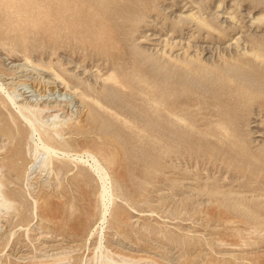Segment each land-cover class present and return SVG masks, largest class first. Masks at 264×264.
Wrapping results in <instances>:
<instances>
[{
  "label": "rangeland",
  "instance_id": "rangeland-1",
  "mask_svg": "<svg viewBox=\"0 0 264 264\" xmlns=\"http://www.w3.org/2000/svg\"><path fill=\"white\" fill-rule=\"evenodd\" d=\"M256 43L264 46V0H0L2 83L18 100L34 101L39 95L65 100L67 108L57 120H78L80 127L65 129V145L55 146L91 149L116 192L98 251V231L90 235L100 223L97 177L83 174L71 184L79 170L70 165L72 171L60 175L68 192L52 199L60 202L53 211L64 210L67 219L47 220L43 204L54 171L43 164L44 153L35 151L26 127L18 122L19 136L16 127H9L12 136L0 142L5 148L0 158L13 156L16 172L8 173L2 160L0 169L12 181L3 184L14 190L23 208L9 227V211L0 209V264H264V195L259 182H248L250 171L255 174L263 164L264 105L256 96L264 99V75L256 62L240 56V50ZM186 53L195 61L177 64ZM109 59L117 61L114 72L124 82L139 73L151 83H168L164 89L173 94L187 124L159 126L166 117L159 118L144 102L158 86L132 83L123 89L98 80ZM63 70L75 74L80 87L103 85L107 96L100 100L113 111L80 103L53 83L58 73L64 78ZM229 77L242 78L243 87L228 85ZM250 86L253 100L241 94ZM89 96L101 98L99 93ZM184 101L192 105L183 106ZM87 105L96 112L91 124L85 122ZM6 108L14 114L7 103L0 107V118L9 119ZM217 111L233 118L228 126L237 137L235 147L202 134L206 123L212 127L221 118ZM223 145L231 149L230 166L206 156L205 149L214 155ZM248 162L250 169L241 170ZM66 200L73 202L71 217Z\"/></svg>",
  "mask_w": 264,
  "mask_h": 264
},
{
  "label": "bare ground",
  "instance_id": "bare-ground-1",
  "mask_svg": "<svg viewBox=\"0 0 264 264\" xmlns=\"http://www.w3.org/2000/svg\"><path fill=\"white\" fill-rule=\"evenodd\" d=\"M60 1H62V0H60ZM6 7L8 8L7 5H6ZM67 7H68V5H67ZM11 11H12V9H11ZM24 14H26V13H24ZM13 41H14V44H18V46H20L19 39L15 38ZM260 45H262V44L256 43V46H255V44H252L249 49L246 47L243 48L242 51L240 50V56L246 57V58L249 57L250 60L256 62L257 66L261 67L262 74L264 75V46H260ZM15 53H19V52L16 51ZM22 55H24V54H22ZM25 57H24V59H25ZM183 59L184 60L176 59L175 62L177 64L184 63L187 65L190 61H195L194 56H191L188 53L184 54ZM116 64H117V61L115 59H109V63L105 67V69H106L105 74L97 75L96 78L98 80H101V81L106 82V83L111 82V83H113V85H118L123 89H129L131 87L130 84H132V83L133 84L135 83L138 85H141L143 83L148 84L149 86L147 88H149V89H153L155 86L156 87L158 86L156 88V91L152 92L151 97L147 98L144 102L146 103V105L149 108L154 109V113L159 118L166 117L165 118L166 122L160 121L159 126L161 127L162 125H165L167 123H170V125L171 124L173 125L174 124L173 122H176L177 124H182V125L187 124L188 119L186 117L180 116V114L177 112L178 107L176 106L173 94L170 91H166L164 89L166 87V85H168V83H166L164 81H158V82L152 81V83H151L150 79L148 78V76L146 74L142 75L139 73L131 74L130 75L131 80L124 82V81H122L123 79L121 80V78L118 77L117 74L114 72V67L116 66ZM17 65H18V63H17ZM21 66H22V64H21ZM21 66H19V68H21ZM0 67H2V66H0ZM7 70H9V69H7ZM49 71L50 70H47V72H49ZM132 72H136V71H132ZM63 73L65 74L64 78H63V76L58 75L59 73L56 74V76L54 75L57 80L53 79V83H54V81H56L57 83L62 84L63 87L68 92H71L74 95L73 97L77 98V100L80 103L86 102L87 104H91V106H94V107L100 109L101 111H105L106 113L107 112L111 113L113 111L107 105L103 104L100 100L102 98L105 99V97L107 96V93L103 90L105 88L103 85H102V88L101 87L95 88V87H92L90 85L80 87L81 82L78 78H76L75 74H72L70 72L68 73L67 70H63ZM6 75H8V74H6ZM49 78H50V76H49ZM49 78H47V79H49ZM46 81H48V80H46ZM46 81H44V82H46ZM50 81H52V80H50ZM226 81H227L228 85H231L234 83L238 84L241 87H243V85H244V80L240 77L236 78V82H235V79L232 77H229ZM133 84H132V86H133ZM136 90L138 92H140L142 90V88L139 87V88H136ZM13 92H14V90H13ZM258 92H261V91H258ZM90 93H94V94L99 93L101 98L100 97L99 98L91 97V96H89ZM241 94L243 96L247 97L248 100H253L251 97L255 94V91L253 92V88L251 86L250 87H244L243 91H241ZM260 95H262V94L260 93L259 95L256 96V98L257 99L259 98V102L261 101V104L264 105V99H260V97H261ZM44 96L39 95L40 98L37 100H34V101L30 100L29 97L28 98H26V97L20 98L18 100V98H16L17 95L15 96L14 94L10 93L9 90L5 87V85L2 83V81L0 79V107L3 110L8 103L12 106L13 110L15 111L14 114H12L11 110L9 111L8 108H6L8 110L7 118H9V119L0 118V142H3V143H4V141L9 142V140H7V139H9L10 136H12L9 133V127H11V126L16 127V134H18V136H19V132H20L21 128H19L18 122H20V125L26 127V129L28 130L27 138L34 144L35 151H41L44 153V161H43L44 163L43 164L47 167V169L54 171V179L53 180L55 181L53 183V185L50 184L51 189H50V192L47 193V196H48L47 202L44 200L46 203L43 204V205H45L44 209L48 210L46 212L47 213L46 216H47V220H49V221L55 222V220L57 219V221L64 222L67 219L66 216L64 215V210H57L56 209L55 211H53L54 205L58 206L60 204V202H57V201L54 202V201H52V199H54V197H58L59 199H61V198L63 199L64 198L63 194H65V192H68V190H69L68 187H62V185H61V179H60L61 173L64 174V173H68V172L72 171L70 169V165H73V167H75L79 170L78 174L75 175V173H73L74 177H72V183L71 184L76 183L75 178L78 179V177H84V176H82L83 174H86L87 176L90 174H94L97 177V179L100 183V197H99L100 198L99 200L101 201L100 202L101 203V205H100L101 211H100V218H99L100 223L93 227V229L90 231V235L92 236V234L94 235L96 233V231H98L99 236H98V240L96 239L97 242H95L96 247L95 246L94 247H95V250H98V251L102 250L103 245H104V243L102 245V240L104 239L103 230L105 229V228H103V226H104V224H106L107 214L110 211L112 205L114 204V200H115L114 194L116 193V192L114 193V190L112 187L114 185L111 186V179L112 178L110 179L109 173H107V171H106L107 169L99 161V159L92 153L93 151L92 152L90 151L91 149L90 150H84L82 152H78L77 150H75V148H70L72 146H69L68 144H66V146L64 148H60V147L55 146L56 145L55 143H58L61 145V147H63V145H65V143H66V140L64 138V133H63L64 130L67 128H70V127L74 128L75 126L80 127V121L77 120V121L72 122L71 120H68V119L57 120V118H58L57 113L59 111L63 110L64 106L65 107L67 106L66 105L67 102L65 103L64 102L65 100L61 101L58 98H49V97H46V95H44ZM182 103H183L182 104L183 106L192 105V102L189 103L187 101H184ZM87 106H90V105H87ZM91 106L87 109L86 114H85V122L88 124L94 123L96 121V116H95L96 112L92 110ZM221 115H222L221 112H219V111L216 112V116L220 117ZM66 116H65V118H66ZM232 120H233V118H229V117L222 118V116H221V118H219L217 121H215L213 123L212 127H209L211 125V122L206 123L205 124L207 127V128L205 127V129H206L205 133L206 134H204V132H202V134L214 137L218 141V143H220V144H223L221 141L223 139H226L227 141H229V144L232 147H235L236 145H238L237 144V137L234 135H231V130L228 126V124L230 122H232ZM57 123H59V124H57ZM7 127H8V129L5 130ZM207 129H208V131H207ZM158 135H160V134H158ZM233 137L235 138V141L232 140ZM3 143H2V145H3V147H5ZM239 143H242V142L240 141ZM223 146H224V150L220 151L218 153H215L214 155L208 149H205L206 156L212 162H221L222 164H224L226 166H230L233 164V159L231 157H229L231 149L227 145H223ZM0 149L2 150L5 148L0 147ZM242 154H243L242 156L244 157L247 154V151L244 150ZM105 158H104V160H105ZM0 160H2L3 163H6V165L8 167L7 168L8 173L16 172V170H15L16 160L14 159L13 156H10V157L4 156V157H1ZM107 160H109V162H110V159H107ZM261 160H263V164L257 165L258 167L255 169V171H257V172H255V174H254L253 173L254 170L250 171V176H248V182H249V184L251 182H253V180H255L256 182H259V184L262 185V187H260L259 189L263 190V195H264V179L260 178V174H264V157ZM260 162H262V161H260ZM111 165H113V161H112ZM243 165H244V167H242L241 170L246 171V168L250 169L249 168L250 162H248L247 164H243ZM53 166H54V168H53ZM4 181H8L9 183H12V181L9 179V176L5 177V175L2 174L1 169H0V209L4 208L5 210L9 211V213L5 217L6 218L5 224H7V226L9 227L11 222H13V220L15 218H18L21 215L20 211L23 208V201L22 200L19 201L18 198H16L15 194H12V192H14V190L10 189L8 185H4L3 184ZM66 183H68V182H66ZM72 188L73 187H71L70 189H72ZM80 189H81V187H80ZM74 190H76V188H74ZM78 193H80V192H78ZM33 198H34V196H33ZM58 198L56 200H58ZM80 199H82V198H80ZM44 201L42 203H44ZM81 201H83V199ZM64 202L65 203L68 202L70 204L69 200H66ZM76 202H78V201H76ZM35 204H36V202L34 201V205ZM72 204H73V202H72ZM72 204H70V208L68 209L69 210L68 211L69 212L68 217L72 216V212H71L72 211ZM87 206H90V205L88 204ZM87 208H89V207H87ZM5 213H7V212H5ZM42 213L44 215V212H42ZM84 213H86V210ZM66 222H68V221H66ZM63 224L65 225V223H63ZM66 226L69 229L73 228L72 225H66ZM3 234H2V236H3ZM57 235H59V234H57ZM50 240H52V239H50ZM50 242L51 241H47V242H45V244L47 243V245H49L48 243H50ZM51 244L52 243H50V245ZM111 246H112V244H111ZM104 248H105V246H104ZM50 249H51V251L53 250L52 248H50ZM54 254H50L51 257H54V256H52ZM57 254H59V253H57ZM105 256H103V257H105ZM106 257H108V256H106ZM59 258L60 257H58L57 259H59ZM103 259H106V258H103ZM62 260H63V257H62ZM67 260L68 259H66V261ZM107 262H109V261L107 260ZM43 263L47 264L46 262H43ZM51 263L62 264V263H65V260L62 263L60 260H56L55 262L52 261V262H50V264ZM66 263L69 264V262H66ZM113 263H114V260H113ZM125 263H126V261H125ZM109 264H111V263H109Z\"/></svg>",
  "mask_w": 264,
  "mask_h": 264
}]
</instances>
